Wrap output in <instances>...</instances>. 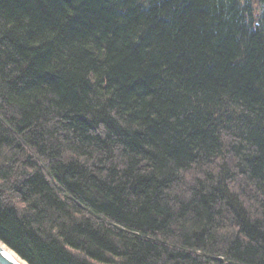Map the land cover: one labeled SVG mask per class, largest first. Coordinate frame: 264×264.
<instances>
[{"label": "trees", "instance_id": "trees-1", "mask_svg": "<svg viewBox=\"0 0 264 264\" xmlns=\"http://www.w3.org/2000/svg\"><path fill=\"white\" fill-rule=\"evenodd\" d=\"M0 241L264 264V0H0Z\"/></svg>", "mask_w": 264, "mask_h": 264}, {"label": "water", "instance_id": "water-1", "mask_svg": "<svg viewBox=\"0 0 264 264\" xmlns=\"http://www.w3.org/2000/svg\"><path fill=\"white\" fill-rule=\"evenodd\" d=\"M0 264H28L17 253L0 241Z\"/></svg>", "mask_w": 264, "mask_h": 264}]
</instances>
